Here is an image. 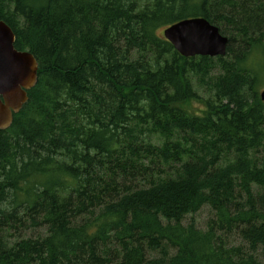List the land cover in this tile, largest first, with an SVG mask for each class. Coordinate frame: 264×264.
Returning a JSON list of instances; mask_svg holds the SVG:
<instances>
[{"label": "trees", "instance_id": "1", "mask_svg": "<svg viewBox=\"0 0 264 264\" xmlns=\"http://www.w3.org/2000/svg\"><path fill=\"white\" fill-rule=\"evenodd\" d=\"M193 17L224 56L160 33ZM0 20L38 65L0 129V264H264V0H0Z\"/></svg>", "mask_w": 264, "mask_h": 264}, {"label": "water", "instance_id": "2", "mask_svg": "<svg viewBox=\"0 0 264 264\" xmlns=\"http://www.w3.org/2000/svg\"><path fill=\"white\" fill-rule=\"evenodd\" d=\"M163 37L183 57L224 56L228 38L203 17L182 19L162 30ZM11 28L0 20V129L10 126L13 113L27 101L37 80V61L27 50L14 47ZM264 100V91L260 94Z\"/></svg>", "mask_w": 264, "mask_h": 264}, {"label": "rangeland", "instance_id": "3", "mask_svg": "<svg viewBox=\"0 0 264 264\" xmlns=\"http://www.w3.org/2000/svg\"><path fill=\"white\" fill-rule=\"evenodd\" d=\"M160 33L162 34V30H160ZM256 56V57H255ZM253 64L252 67L256 70V71H260L262 69V63L260 62V57L259 54L255 53V55L253 56ZM260 86L258 87V92L259 94H261L264 91V80H263V76L260 74ZM264 101V100H263ZM194 106L196 108H199L201 103H198L197 101L193 103ZM195 222L197 224V226L199 228H204L206 225V221L212 216V211L210 210V208L208 206H203L202 208H200L195 214H193ZM189 219V217L187 218V220ZM29 234V233H28ZM229 242L234 243V244H238L240 243V240L238 237L236 236H231L228 239Z\"/></svg>", "mask_w": 264, "mask_h": 264}, {"label": "bare ground", "instance_id": "4", "mask_svg": "<svg viewBox=\"0 0 264 264\" xmlns=\"http://www.w3.org/2000/svg\"><path fill=\"white\" fill-rule=\"evenodd\" d=\"M13 32V31H12ZM14 33V32H13ZM14 36H15V34H14ZM15 41V40H14Z\"/></svg>", "mask_w": 264, "mask_h": 264}]
</instances>
